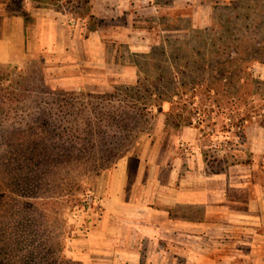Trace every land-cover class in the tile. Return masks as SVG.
Returning a JSON list of instances; mask_svg holds the SVG:
<instances>
[{"label": "rangeland", "instance_id": "rangeland-1", "mask_svg": "<svg viewBox=\"0 0 264 264\" xmlns=\"http://www.w3.org/2000/svg\"><path fill=\"white\" fill-rule=\"evenodd\" d=\"M80 1L0 0V219L32 222L66 259L99 225L90 198L102 207L112 170L157 138L162 117L171 129L180 115L220 134L264 127V0H140L153 3L146 22L136 9L90 21ZM62 27L96 28L92 49L73 52ZM100 42L104 68L85 66ZM209 258L201 250L186 264Z\"/></svg>", "mask_w": 264, "mask_h": 264}, {"label": "crops", "instance_id": "crops-1", "mask_svg": "<svg viewBox=\"0 0 264 264\" xmlns=\"http://www.w3.org/2000/svg\"><path fill=\"white\" fill-rule=\"evenodd\" d=\"M89 1L90 21L136 9V22H146L142 15L153 4ZM49 16L51 22H60ZM62 28L58 38L64 42L69 37L76 45H71L73 52L83 53L78 45L92 49L96 28L87 33ZM58 38L51 33L40 40L52 48ZM55 46L59 51L61 45ZM86 57L87 65L81 66L104 68L101 42ZM127 69L136 71L132 65ZM161 122L157 138L152 134L140 145L139 154L126 156L114 167L101 200L99 225L73 240L68 257L82 264H186L202 250L209 251L211 264H264V127L244 126L245 121L228 125L220 134L215 125L192 123L171 129L164 117ZM242 127L243 136L233 133Z\"/></svg>", "mask_w": 264, "mask_h": 264}, {"label": "trees", "instance_id": "trees-1", "mask_svg": "<svg viewBox=\"0 0 264 264\" xmlns=\"http://www.w3.org/2000/svg\"><path fill=\"white\" fill-rule=\"evenodd\" d=\"M31 1L34 4H42L44 0ZM54 2L57 0H46V3ZM89 2V0H81L75 7H87ZM172 98L168 100H172ZM170 115L173 114L169 113L168 117ZM176 116L179 117V120L182 119L180 115ZM179 120L176 127H180L184 123L192 124V119H189L188 122H184L185 120L179 122ZM36 152L34 151L33 158L37 155ZM43 154L47 155V152ZM8 219L9 223L0 219V264H75L70 258L66 259L64 256L58 255V250L54 249L51 240H46L47 237L46 239L38 238L36 226L34 228L32 222L25 219L19 220L18 216L13 215H10Z\"/></svg>", "mask_w": 264, "mask_h": 264}, {"label": "built area", "instance_id": "built-area-1", "mask_svg": "<svg viewBox=\"0 0 264 264\" xmlns=\"http://www.w3.org/2000/svg\"><path fill=\"white\" fill-rule=\"evenodd\" d=\"M87 210L88 212H91L92 210V212L95 213V216L98 218L97 221L101 220L103 210H102V207L98 205V202L96 199L90 198V201L87 203ZM85 231H87V229Z\"/></svg>", "mask_w": 264, "mask_h": 264}]
</instances>
